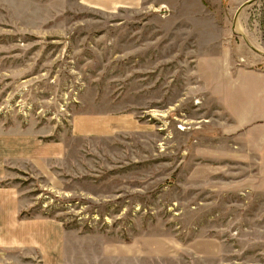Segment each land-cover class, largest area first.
Segmentation results:
<instances>
[{"label":"rangeland","instance_id":"374dc122","mask_svg":"<svg viewBox=\"0 0 264 264\" xmlns=\"http://www.w3.org/2000/svg\"><path fill=\"white\" fill-rule=\"evenodd\" d=\"M0 191V264H264V0H0Z\"/></svg>","mask_w":264,"mask_h":264},{"label":"crops","instance_id":"0c3cea01","mask_svg":"<svg viewBox=\"0 0 264 264\" xmlns=\"http://www.w3.org/2000/svg\"><path fill=\"white\" fill-rule=\"evenodd\" d=\"M0 193H2L0 191ZM19 200L16 197H8L7 195L4 194H0V212L1 213H8L11 209L12 213H17V211L19 210ZM18 220L16 219V223ZM19 223L23 226L26 227H36L37 225L42 226L43 223H45V225H47V221L46 220H41L38 218L35 219H24V220H19ZM35 234H33V236L30 235V238L35 239Z\"/></svg>","mask_w":264,"mask_h":264}]
</instances>
